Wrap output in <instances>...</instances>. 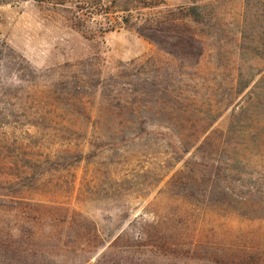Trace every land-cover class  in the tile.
I'll use <instances>...</instances> for the list:
<instances>
[{
    "label": "rangeland",
    "instance_id": "rangeland-1",
    "mask_svg": "<svg viewBox=\"0 0 264 264\" xmlns=\"http://www.w3.org/2000/svg\"><path fill=\"white\" fill-rule=\"evenodd\" d=\"M94 231L91 262L264 264V0L0 3V264Z\"/></svg>",
    "mask_w": 264,
    "mask_h": 264
},
{
    "label": "trees",
    "instance_id": "trees-1",
    "mask_svg": "<svg viewBox=\"0 0 264 264\" xmlns=\"http://www.w3.org/2000/svg\"><path fill=\"white\" fill-rule=\"evenodd\" d=\"M6 1H9V0H0V3L1 2H6ZM147 4L151 3V2H146ZM198 5L197 4H191L189 6H186L183 8V15L186 17V18H189V19H192V20H196V16L198 14ZM167 16H165L166 18ZM169 17H167L168 19ZM170 20H172V18H170ZM152 24L154 25V23H150L149 21H145L141 24H137V27H136V30L138 31L139 34L153 40L156 42V38L154 36V33H155V28L154 26H152ZM151 29V30H149ZM186 39V42L187 43H191L193 41H196L197 42V39L194 37V35L192 33L190 34H185L184 37H180L177 38V39H183L185 40ZM178 41V40H177ZM185 43V44H187ZM192 44V43H191ZM190 44V45H191ZM11 164H13V161H10ZM15 164V162H14ZM28 165V164H26ZM29 166V165H28ZM8 181H10V179H8ZM120 237H117L113 240V242H111L108 246H109V249L108 250H104L103 252H101V254L99 256H97L95 258L94 261H90L91 259V253L94 251L95 247L99 244V236L98 234L94 231L92 235H90L87 239V246L90 247V248H82L83 246H80L81 244L77 243V241L74 239V240H71L70 243H63L64 247L65 248H69L70 251H77V250H80V251H86L88 252V254L86 255V257H84L82 260H80V264H104V261H102L103 259V256H105L106 254L111 253L112 250H110V248L112 249L113 246H115V244H117L118 240H119ZM139 240H143V242L146 240V237L144 235H140V239ZM151 247H157L158 245L156 244H150ZM88 249V250H86ZM124 252L126 254H124V258L122 260V264H156V260L153 258H142L139 262H135V260H133V258L129 255L130 253L133 252V250L131 249H125ZM114 253V252H112ZM153 254V253H152Z\"/></svg>",
    "mask_w": 264,
    "mask_h": 264
}]
</instances>
